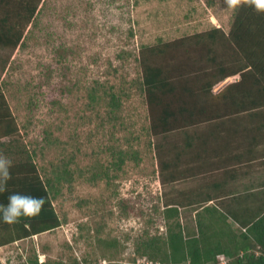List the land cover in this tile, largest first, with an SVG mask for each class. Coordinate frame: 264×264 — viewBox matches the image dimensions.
<instances>
[{"label":"rangeland","instance_id":"1","mask_svg":"<svg viewBox=\"0 0 264 264\" xmlns=\"http://www.w3.org/2000/svg\"><path fill=\"white\" fill-rule=\"evenodd\" d=\"M240 2H39L31 22L22 23L24 45L0 46V83L20 138L29 151L35 150L36 163L49 166L73 156L74 178L54 200L62 224L1 246L0 264H27L32 253L39 262L150 264L137 254L136 245L142 238L165 234V134L147 131L149 110L134 83L141 74L140 49L171 43L156 62L172 69L174 79L194 80L213 65L201 57L205 46L194 45L195 35L214 28L226 35ZM16 8H12L14 15L26 12ZM217 35L214 51L218 60L227 63L232 46L223 45L225 37ZM186 39L189 44L173 47L172 43ZM238 78L227 77L213 86L211 94L217 96ZM92 88L99 95L105 90L120 94L116 113L103 99L89 102ZM233 115L248 122L252 115L254 122L264 123V107ZM45 132L53 140L50 146L43 141ZM119 150L134 151L138 159L114 164ZM183 213L184 221L188 220L191 212Z\"/></svg>","mask_w":264,"mask_h":264},{"label":"trees","instance_id":"2","mask_svg":"<svg viewBox=\"0 0 264 264\" xmlns=\"http://www.w3.org/2000/svg\"><path fill=\"white\" fill-rule=\"evenodd\" d=\"M40 1L0 0L3 12L0 17L1 47L15 49L24 45L21 41L25 28L22 23L25 26L31 22ZM14 6L26 12H15L14 15ZM218 32L225 37L223 45L228 42L233 49L227 63L218 60L217 52L214 51L218 43ZM195 36L198 38L193 41L194 45L205 46L201 57L206 61H213V65L209 70H202L196 79L190 81L183 80L180 76L174 79L172 69H165L162 63L156 62L159 56L165 55L171 43L159 42L152 46L144 45L140 49L141 74L134 83L136 89L145 97L150 116L147 128L150 135L165 134L183 124L203 122L222 118L230 113L238 114L264 107V12H257L249 7L245 0L235 9L226 35L220 29L214 28ZM188 39L172 45L175 48L185 46L189 44ZM233 75H238V80L227 84L217 96L211 94L214 85ZM97 93V89L92 88L89 102L103 99L105 105L110 107V112L116 113L121 105L120 94L114 90H105L100 95ZM43 141L46 146L53 142L47 132ZM0 154L6 155L14 164L9 190L43 197L45 200L38 216L21 218L13 225L0 223V247L59 227L62 222L55 210L54 200L60 194L62 186L73 181L74 169L71 164L74 158L63 157L58 162H51L49 166L36 163L35 150L29 151L20 138L2 83ZM129 157L138 159L134 151L124 153L119 150L114 164L119 165ZM6 196L7 193L0 196V203H6ZM204 209L203 213L206 212L208 217L203 219L202 212H196L195 226L189 228L182 224L176 207L164 204V236L142 238L136 245L137 254L145 257L150 264H221L219 255L225 257V264H264V204L250 214L236 210L212 212ZM229 218L237 226L232 227L228 222ZM26 263L66 264L62 260L53 259L39 262L36 253L28 256ZM107 264L144 263L109 261Z\"/></svg>","mask_w":264,"mask_h":264},{"label":"crops","instance_id":"3","mask_svg":"<svg viewBox=\"0 0 264 264\" xmlns=\"http://www.w3.org/2000/svg\"><path fill=\"white\" fill-rule=\"evenodd\" d=\"M232 115L165 133V205L176 207L189 228L196 212L208 217L204 208L250 214L264 204V123ZM183 212H191L188 220Z\"/></svg>","mask_w":264,"mask_h":264},{"label":"clouds","instance_id":"4","mask_svg":"<svg viewBox=\"0 0 264 264\" xmlns=\"http://www.w3.org/2000/svg\"><path fill=\"white\" fill-rule=\"evenodd\" d=\"M245 0H241L244 3ZM249 7L257 12H264V0H246ZM13 161L0 154V196L7 193L6 203H0V223L13 225L21 218H32L40 214L45 200L20 191H10L9 182L13 179Z\"/></svg>","mask_w":264,"mask_h":264},{"label":"built area","instance_id":"5","mask_svg":"<svg viewBox=\"0 0 264 264\" xmlns=\"http://www.w3.org/2000/svg\"><path fill=\"white\" fill-rule=\"evenodd\" d=\"M218 258H219V261H220L221 264H225L226 263V259H225V257L223 255H219Z\"/></svg>","mask_w":264,"mask_h":264}]
</instances>
